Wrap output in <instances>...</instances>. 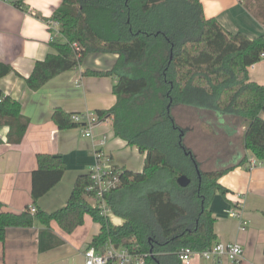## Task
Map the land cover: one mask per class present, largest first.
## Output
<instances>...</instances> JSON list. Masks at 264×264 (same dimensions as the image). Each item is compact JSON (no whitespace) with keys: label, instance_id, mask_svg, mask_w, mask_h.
<instances>
[{"label":"trees","instance_id":"1","mask_svg":"<svg viewBox=\"0 0 264 264\" xmlns=\"http://www.w3.org/2000/svg\"><path fill=\"white\" fill-rule=\"evenodd\" d=\"M25 2L18 0L14 6L34 14ZM242 3L264 25V0ZM46 22L56 23L65 42L52 43L56 54L36 63L28 87L40 91L89 55H117L108 71L87 72L118 78L113 87L116 104L96 115L112 120L115 136L136 147L145 162L141 172L122 168L120 185L105 195L108 209L123 224L113 225L92 205L93 192L88 189L92 181L83 175L67 205L56 212H1L3 254L9 228H32L40 222L46 229L40 232L39 249L46 252L63 244L51 230L52 222L72 234L84 225L86 215L100 225L87 248L99 252L111 243L143 256L145 264H183L182 250L211 248L217 235L210 205L217 193L227 194L218 181L235 166L203 170L185 145L188 130L177 123L173 111L180 106L240 118L244 149L264 160V86L249 78V68L264 54V35L252 40L227 31L216 18L205 16L202 0H61ZM12 71L0 64V78ZM72 115L57 109L53 122L60 130L77 128ZM1 124L10 128L7 143L12 145L23 141L29 127L21 103L2 90ZM247 161L245 157L241 164ZM65 172L62 156L38 154L32 173L33 203L48 194ZM183 175L191 180L187 187L177 182Z\"/></svg>","mask_w":264,"mask_h":264},{"label":"crops","instance_id":"2","mask_svg":"<svg viewBox=\"0 0 264 264\" xmlns=\"http://www.w3.org/2000/svg\"><path fill=\"white\" fill-rule=\"evenodd\" d=\"M16 1L0 0V64L13 69L0 78V90L21 103L22 115L29 120V127L23 141L12 145L7 143L10 128L0 125V213H21L31 208L53 213L67 205L76 181L80 176L89 175L97 153L103 154L113 166L133 172L143 170L145 155L115 136L110 119L99 120L92 137H86L81 126L67 130L57 127L53 122L57 109L80 114L114 107L117 96L113 87L118 78L95 77L87 72L108 71L118 56L89 55L77 68L54 78L40 91H32L27 79L36 63L44 61L49 54H56L53 42H65L56 23L46 22L59 8L61 0H26L28 8L46 21L18 9L14 6ZM202 4L205 16L216 18L227 31L243 33L252 40L264 35V25L245 9L242 0H202ZM249 78L264 86V58L249 68ZM199 112L212 115V119L205 121L213 129L212 141L215 143L214 137L223 138L220 143L226 147L225 155L220 152V158L210 170L235 166L218 181L227 189V194L217 193L210 205L216 219L217 242L240 244L244 250L241 264H264V160L256 168L248 167L254 156L244 149L245 129L240 118ZM41 153L62 156L66 172L62 180L34 204L32 173L37 167V155ZM245 157L248 161L241 164ZM232 213L238 216L233 217ZM116 219L118 225L123 224L122 219ZM243 221L248 222L244 231L241 230ZM44 229L46 227L38 221L32 228H9L4 254L0 245V264H84V251L99 233L100 225L86 215L84 225L67 234L52 222L51 230L63 244L41 252L39 236ZM190 264L233 263L227 259L219 262L195 257Z\"/></svg>","mask_w":264,"mask_h":264},{"label":"built area","instance_id":"3","mask_svg":"<svg viewBox=\"0 0 264 264\" xmlns=\"http://www.w3.org/2000/svg\"><path fill=\"white\" fill-rule=\"evenodd\" d=\"M77 47V44H74ZM264 58V54L261 55ZM72 122L82 127L86 137L93 136V129L99 122V117L96 113L86 112L80 114H73L71 116ZM103 154H96V163L91 168L89 173L92 181L89 191L93 192V197L89 199L94 207H96L101 216L112 220L116 225V218L108 209L105 195L116 189L120 185L119 173L122 172L120 168L113 166L111 161L104 159ZM261 164V160L256 158L250 159L248 167L250 169L256 168ZM31 213H36L35 208L30 209ZM231 216L237 217V214L232 213ZM247 221H243L241 230H246ZM244 250L238 243H223L217 242L211 248L204 251H193L191 249H184L180 253V260L183 264H190L195 257L223 261L229 260L233 264H241L243 260ZM84 264H145L143 256L135 255L126 248H116L111 243L106 245L104 251H97L94 247L87 248L84 251Z\"/></svg>","mask_w":264,"mask_h":264},{"label":"rangeland","instance_id":"4","mask_svg":"<svg viewBox=\"0 0 264 264\" xmlns=\"http://www.w3.org/2000/svg\"><path fill=\"white\" fill-rule=\"evenodd\" d=\"M203 113L180 106L173 111L177 123L184 129L189 128L184 139L185 145L197 155L202 169L210 170L214 166L215 160L220 158V152L225 155L226 147H223L222 142L220 143L223 138L214 137L215 143H213V129L205 124L207 119H212V115L205 116ZM112 224L116 225L113 222Z\"/></svg>","mask_w":264,"mask_h":264},{"label":"water","instance_id":"5","mask_svg":"<svg viewBox=\"0 0 264 264\" xmlns=\"http://www.w3.org/2000/svg\"><path fill=\"white\" fill-rule=\"evenodd\" d=\"M177 182L181 187H187L191 180L187 176L183 175L178 178Z\"/></svg>","mask_w":264,"mask_h":264}]
</instances>
